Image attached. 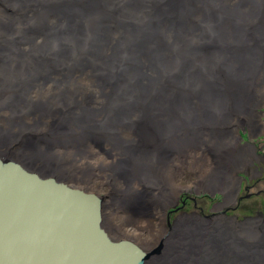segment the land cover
Wrapping results in <instances>:
<instances>
[{
    "label": "bare ground",
    "instance_id": "6f19581e",
    "mask_svg": "<svg viewBox=\"0 0 264 264\" xmlns=\"http://www.w3.org/2000/svg\"><path fill=\"white\" fill-rule=\"evenodd\" d=\"M263 102L264 0H0V159L104 202L77 186L97 169L115 183L110 202L149 226L143 192L155 210L185 191L230 201L237 173L260 158L234 129L264 133ZM205 141L216 162L185 186L175 163L205 157ZM94 147L107 161H90ZM102 219L143 264H264L261 218L184 215L148 242L131 221L112 223L108 203Z\"/></svg>",
    "mask_w": 264,
    "mask_h": 264
},
{
    "label": "water",
    "instance_id": "95a60500",
    "mask_svg": "<svg viewBox=\"0 0 264 264\" xmlns=\"http://www.w3.org/2000/svg\"><path fill=\"white\" fill-rule=\"evenodd\" d=\"M102 199L0 159V264H143L102 225Z\"/></svg>",
    "mask_w": 264,
    "mask_h": 264
},
{
    "label": "rangeland",
    "instance_id": "374dc122",
    "mask_svg": "<svg viewBox=\"0 0 264 264\" xmlns=\"http://www.w3.org/2000/svg\"><path fill=\"white\" fill-rule=\"evenodd\" d=\"M258 109L264 115V102ZM228 116L226 122L231 120L234 115L230 114ZM262 119L264 120V116ZM27 130V133L30 135H36L39 129L28 128ZM227 132H225V134ZM234 134L235 136H239V144L251 143L256 150L257 156L260 158L258 161L251 162L244 170L237 173L240 184H238L236 189L231 193V199L228 203H226L225 196L222 192L185 191L168 207L155 210V201L152 200V197L148 193L143 192L139 205L145 210V213H143L145 216L152 214V225L149 226L146 218L128 217L117 205L110 202L109 196L114 195L116 192L115 183L109 180L103 173L98 172L97 169L94 170L92 178H88L89 181L87 185L78 184L77 186L78 188L87 189L89 192L102 195L104 197V202L102 204L108 203L110 206L112 223L122 225L128 223V220L131 221L128 223L129 225L132 223V227H130L131 231L138 233L146 242L150 241L152 235L156 236L155 240H157V238H164L163 236L172 230L176 220L184 215H197L209 220L216 216H222L238 222L260 218L264 219V133L259 130H252L248 126L243 125L234 129ZM205 144L206 141L200 144V148L197 147L196 150L197 155L204 153L206 155L205 157L193 160V151L188 150L186 152V154H188L187 158H177L178 161L175 163L177 170H173V173L181 184L185 186L190 185L198 180L197 176L206 175L211 171L210 166L216 162L215 160L213 162L210 156V154H213L211 151L214 148L207 147ZM189 149H191V147H189ZM92 150L94 151L93 153L98 155L90 160L91 162L105 158L103 152L98 150V148L94 147ZM59 154L60 158L68 157L70 161H72V157L76 156V159L79 160L81 165L85 163L83 160L84 154L77 156V152L72 150H59ZM111 203L113 205L112 207L110 205ZM133 208L137 209V206H133ZM141 227L144 229L141 230ZM106 230L112 239L116 241L124 239L116 228L111 231L107 228ZM161 244L162 242H159V244L154 247L153 253L156 254V256L161 253Z\"/></svg>",
    "mask_w": 264,
    "mask_h": 264
}]
</instances>
